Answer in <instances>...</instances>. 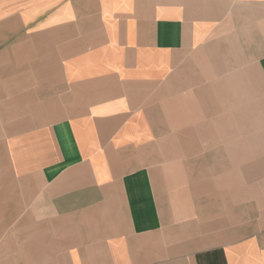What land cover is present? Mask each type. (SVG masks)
I'll use <instances>...</instances> for the list:
<instances>
[{"label":"crops","instance_id":"0c3cea01","mask_svg":"<svg viewBox=\"0 0 264 264\" xmlns=\"http://www.w3.org/2000/svg\"><path fill=\"white\" fill-rule=\"evenodd\" d=\"M237 61L256 94L264 0H0L9 169L67 242L40 264H264V199L254 220L195 221L148 164L159 103L196 109Z\"/></svg>","mask_w":264,"mask_h":264},{"label":"rangeland","instance_id":"374dc122","mask_svg":"<svg viewBox=\"0 0 264 264\" xmlns=\"http://www.w3.org/2000/svg\"><path fill=\"white\" fill-rule=\"evenodd\" d=\"M243 65L237 61L224 70L222 64L219 95L194 103L197 110L177 104L167 111L161 101L153 111L155 156L148 164L167 188L169 211L222 228L254 220L264 199V87L244 93ZM210 83L204 79V87ZM9 122L0 111V259L10 241L13 263L51 262L67 242L53 238L51 217L36 206L37 184H20L10 172L4 146Z\"/></svg>","mask_w":264,"mask_h":264}]
</instances>
